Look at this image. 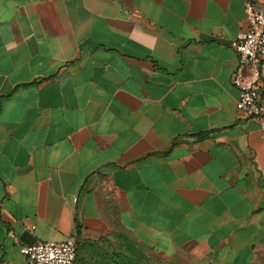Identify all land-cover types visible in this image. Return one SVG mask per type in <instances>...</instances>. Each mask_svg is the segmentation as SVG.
I'll list each match as a JSON object with an SVG mask.
<instances>
[{
	"label": "crops",
	"instance_id": "0c3cea01",
	"mask_svg": "<svg viewBox=\"0 0 264 264\" xmlns=\"http://www.w3.org/2000/svg\"><path fill=\"white\" fill-rule=\"evenodd\" d=\"M245 27L243 0H0V264L74 232L81 264L113 227L181 264H264Z\"/></svg>",
	"mask_w": 264,
	"mask_h": 264
},
{
	"label": "built area",
	"instance_id": "2783aa9c",
	"mask_svg": "<svg viewBox=\"0 0 264 264\" xmlns=\"http://www.w3.org/2000/svg\"><path fill=\"white\" fill-rule=\"evenodd\" d=\"M246 27L233 42L238 65L233 83L238 90L237 108L259 122L264 137V0H243ZM74 232L63 241L37 240L22 247L27 264H76L78 246Z\"/></svg>",
	"mask_w": 264,
	"mask_h": 264
},
{
	"label": "rangeland",
	"instance_id": "374dc122",
	"mask_svg": "<svg viewBox=\"0 0 264 264\" xmlns=\"http://www.w3.org/2000/svg\"><path fill=\"white\" fill-rule=\"evenodd\" d=\"M129 243H131L129 235L119 227H113L111 233L103 235L97 239L89 240L88 243L83 244L86 249L83 251V258L80 263L101 264L98 259L93 260V263H89L92 260H88L89 255L95 253L97 248L103 249L108 254H112L114 252L129 253ZM133 249L138 256V264H181L175 258L158 252L151 247L134 246ZM84 259H86L85 262Z\"/></svg>",
	"mask_w": 264,
	"mask_h": 264
},
{
	"label": "trees",
	"instance_id": "16d2710c",
	"mask_svg": "<svg viewBox=\"0 0 264 264\" xmlns=\"http://www.w3.org/2000/svg\"><path fill=\"white\" fill-rule=\"evenodd\" d=\"M78 246V255L80 251H82V247L79 246V242L77 241ZM134 243H129L128 249L130 250L129 253L124 252H114L112 254H108L103 249H96L95 253H92L89 255V260H95L98 259V261L101 264H138V256L136 255V252L134 251ZM137 248V247H136ZM78 258V256H77Z\"/></svg>",
	"mask_w": 264,
	"mask_h": 264
}]
</instances>
